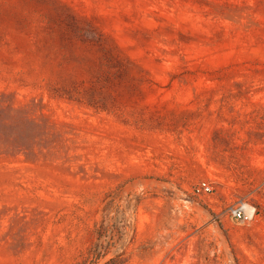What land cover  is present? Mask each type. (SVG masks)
<instances>
[{
	"label": "rangeland",
	"instance_id": "obj_1",
	"mask_svg": "<svg viewBox=\"0 0 264 264\" xmlns=\"http://www.w3.org/2000/svg\"><path fill=\"white\" fill-rule=\"evenodd\" d=\"M0 264H264V0H0Z\"/></svg>",
	"mask_w": 264,
	"mask_h": 264
},
{
	"label": "trees",
	"instance_id": "obj_2",
	"mask_svg": "<svg viewBox=\"0 0 264 264\" xmlns=\"http://www.w3.org/2000/svg\"><path fill=\"white\" fill-rule=\"evenodd\" d=\"M77 35L79 41L89 46H94L101 50L104 54L109 55L113 58V53L110 48H108L103 41L102 34L96 30L91 24H81L72 14H68V20L65 23L64 30L62 31V36L67 38V43L70 42V36ZM93 92V91H92ZM54 94H59L60 96H65L70 99H75L79 102L86 103L91 106L96 105L94 100V95L91 93L84 92L81 88L72 84L70 86H62L61 92L58 88L54 90Z\"/></svg>",
	"mask_w": 264,
	"mask_h": 264
},
{
	"label": "built area",
	"instance_id": "obj_3",
	"mask_svg": "<svg viewBox=\"0 0 264 264\" xmlns=\"http://www.w3.org/2000/svg\"><path fill=\"white\" fill-rule=\"evenodd\" d=\"M213 183L208 179H198L192 186V193L196 196L213 192ZM226 212L236 221L248 222L255 214V207L248 202H239L227 206Z\"/></svg>",
	"mask_w": 264,
	"mask_h": 264
},
{
	"label": "water",
	"instance_id": "obj_4",
	"mask_svg": "<svg viewBox=\"0 0 264 264\" xmlns=\"http://www.w3.org/2000/svg\"><path fill=\"white\" fill-rule=\"evenodd\" d=\"M193 205H198L195 200H192Z\"/></svg>",
	"mask_w": 264,
	"mask_h": 264
},
{
	"label": "bare ground",
	"instance_id": "obj_5",
	"mask_svg": "<svg viewBox=\"0 0 264 264\" xmlns=\"http://www.w3.org/2000/svg\"><path fill=\"white\" fill-rule=\"evenodd\" d=\"M185 201H187V200H185Z\"/></svg>",
	"mask_w": 264,
	"mask_h": 264
}]
</instances>
